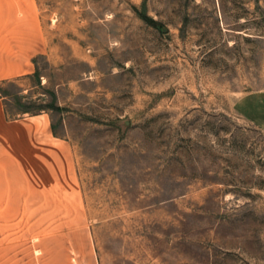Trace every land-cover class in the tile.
I'll return each instance as SVG.
<instances>
[{
    "label": "rangeland",
    "instance_id": "obj_1",
    "mask_svg": "<svg viewBox=\"0 0 264 264\" xmlns=\"http://www.w3.org/2000/svg\"><path fill=\"white\" fill-rule=\"evenodd\" d=\"M36 1L0 97L70 143L96 264H264V0Z\"/></svg>",
    "mask_w": 264,
    "mask_h": 264
},
{
    "label": "crops",
    "instance_id": "obj_2",
    "mask_svg": "<svg viewBox=\"0 0 264 264\" xmlns=\"http://www.w3.org/2000/svg\"><path fill=\"white\" fill-rule=\"evenodd\" d=\"M46 45L36 0H0V83L33 75ZM0 264H96L70 143L43 114L9 118L1 97Z\"/></svg>",
    "mask_w": 264,
    "mask_h": 264
}]
</instances>
